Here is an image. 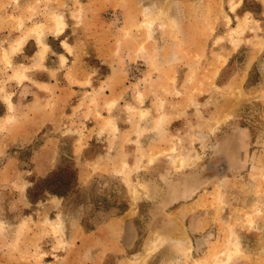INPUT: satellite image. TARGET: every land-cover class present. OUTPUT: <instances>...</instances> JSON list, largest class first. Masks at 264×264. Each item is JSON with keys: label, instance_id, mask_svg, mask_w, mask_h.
I'll use <instances>...</instances> for the list:
<instances>
[{"label": "rangeland", "instance_id": "obj_1", "mask_svg": "<svg viewBox=\"0 0 264 264\" xmlns=\"http://www.w3.org/2000/svg\"><path fill=\"white\" fill-rule=\"evenodd\" d=\"M37 81L52 84L36 83L46 95L35 98L22 87ZM60 83L84 87L78 103L65 106ZM0 91L32 104L16 130L0 109V264H78L70 221L89 229L129 202L137 211L157 178L198 180L196 207L228 231L196 264H264V0H0ZM29 115L36 137L11 142ZM95 126L107 132L88 141ZM240 127L251 133L244 169ZM104 147L122 175L75 177L64 197L47 190L79 164L95 169Z\"/></svg>", "mask_w": 264, "mask_h": 264}, {"label": "crops", "instance_id": "obj_2", "mask_svg": "<svg viewBox=\"0 0 264 264\" xmlns=\"http://www.w3.org/2000/svg\"><path fill=\"white\" fill-rule=\"evenodd\" d=\"M27 44L28 41L24 43L25 47ZM253 61L248 60L246 62L247 69L254 64ZM241 72L243 71L240 70ZM30 76L34 78L36 73H31ZM63 76L67 78L68 75L66 73ZM74 77L77 81H80L83 78L82 72H75ZM27 79L25 78L22 83L27 81ZM36 83L38 85L52 84V82L37 81L34 82L33 86L25 85L22 89H28V95L31 94L35 98L37 94L40 97L45 96V91L41 89H37L36 91L34 89ZM82 89H84L83 86H68L67 84H62L57 88L60 91V100H65L66 107L70 103H78L79 97L84 94ZM15 96L16 94L14 93L7 99V94L0 91V109L1 113L3 112L2 115H5L1 116V119H6L8 121L6 127H10L9 129L12 130L21 128L20 120L13 119L16 118L17 113L19 111L20 114L24 113L26 109L29 111L32 107L31 102H26L25 100L21 103V106L17 105L14 100ZM10 113L12 114L10 115ZM27 119H30V115ZM28 122V128L26 127L28 130L25 132L26 135H23V140L17 136L10 138V135H7V138H10L11 142H27L34 139L36 137L34 122L31 120ZM47 125L48 123L45 122L44 126ZM94 128L95 132L90 136L88 141L92 140L95 136L105 135L107 132L101 131L97 126ZM237 132L239 134L236 135L237 147L233 154V160L236 161L234 166L244 169L250 165V161L247 160L246 156L251 154L252 147L248 144L251 133L250 130L243 127H240ZM27 135L32 136L27 138ZM149 138V135L143 137L141 141L142 145ZM105 149L104 147L100 155L93 160V163H97L95 169L90 170L89 162L78 165L77 180L80 184L86 180L89 174L122 175V165L106 162L110 154ZM223 152L219 151L218 154L223 156ZM252 153L258 154L260 151H253ZM147 184L150 193H142L136 202L139 204L137 211L134 210L132 203L129 202L130 207L128 209L117 215H111L104 220H100L94 227L89 229L84 228L81 223L77 226V221L75 220L70 221V223L74 222L76 224L74 225L76 230H67L66 233L64 232V236L67 241L69 240L67 244L72 243L73 239L76 244L78 243L80 253L78 264H141V262H143L142 264H196L200 259H204L209 255L208 252L216 246L218 241L220 243L225 241V238L221 239V236L228 235V231L224 232L223 229H216L215 216L210 207L206 206L207 210H199L196 207L197 202L193 199L199 195V192L203 188V185L198 180L182 183L178 179L167 181L157 178L156 180L147 182ZM148 201L157 203L154 213L147 214ZM179 203L180 207L170 212L166 211L168 208ZM54 207L55 210L63 211L61 205H54ZM150 219H154L156 223L155 228L150 227ZM145 220H148L147 228H144ZM65 225L68 227V222ZM244 234L247 235L248 233L240 232V236L238 237L239 244L246 250L249 244H247V239L243 236ZM254 234L257 235V233ZM182 235L186 237L184 240L179 239ZM153 237H155L154 241ZM156 237L162 238L159 240ZM201 253L203 254L202 256H200Z\"/></svg>", "mask_w": 264, "mask_h": 264}, {"label": "trees", "instance_id": "obj_3", "mask_svg": "<svg viewBox=\"0 0 264 264\" xmlns=\"http://www.w3.org/2000/svg\"><path fill=\"white\" fill-rule=\"evenodd\" d=\"M75 177H77V170H74V178L73 181H63L62 184H59L57 186H54V184L47 188V190H49V192H51L52 194H56L58 196L64 197L67 194L68 188H71L72 185H74L75 183ZM49 180H44L43 183L45 184H49ZM53 186V187H52Z\"/></svg>", "mask_w": 264, "mask_h": 264}, {"label": "bare ground", "instance_id": "obj_4", "mask_svg": "<svg viewBox=\"0 0 264 264\" xmlns=\"http://www.w3.org/2000/svg\"><path fill=\"white\" fill-rule=\"evenodd\" d=\"M230 255H231V253H229L228 255H227V261L230 259ZM226 263V261H223V263L221 262V264H225Z\"/></svg>", "mask_w": 264, "mask_h": 264}]
</instances>
